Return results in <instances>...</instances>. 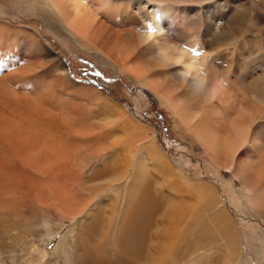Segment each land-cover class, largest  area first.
Masks as SVG:
<instances>
[{
	"label": "bare ground",
	"instance_id": "1",
	"mask_svg": "<svg viewBox=\"0 0 264 264\" xmlns=\"http://www.w3.org/2000/svg\"><path fill=\"white\" fill-rule=\"evenodd\" d=\"M34 1L77 46L150 90L217 171L238 182L239 189L231 181L238 207L246 204L264 222V51L221 49L244 28L245 8L220 16L213 10L202 20L188 7L147 0ZM62 60L34 30L0 21V244L6 238L9 247L20 246L13 231L28 211L55 212L64 217L62 228L92 209L80 231L71 229L70 261L151 264L148 231L163 212L159 231L167 242H159L163 254L153 264L207 257L214 227L236 257L228 203L216 186L191 182L182 193L184 175L159 151L153 132L77 82ZM175 192L178 202L170 200ZM101 196L109 202L105 227ZM205 216L214 227L200 223ZM32 248L20 250L43 260Z\"/></svg>",
	"mask_w": 264,
	"mask_h": 264
},
{
	"label": "rangeland",
	"instance_id": "2",
	"mask_svg": "<svg viewBox=\"0 0 264 264\" xmlns=\"http://www.w3.org/2000/svg\"><path fill=\"white\" fill-rule=\"evenodd\" d=\"M147 1L150 5L166 3L188 7L195 17L200 16L202 20L211 17V15L213 16V10L218 11L215 15L220 16L223 15L222 13L232 10L235 6L241 5L245 8V11L247 10L245 26L234 40V44L231 42L228 46L221 44V49L226 50L225 55L232 51H235L238 55L240 54L239 51H256L257 49L264 51L263 0ZM32 2L35 1L0 0V21L34 30L50 50L64 60L62 62H65L69 67L71 75L77 82L87 83L95 87L123 108L136 123L150 129L153 132L154 142L159 151L167 157L177 171L184 175L183 184L178 186V189L184 186L182 193L187 190L188 183L205 181L216 186L220 198L228 203L229 219L231 226L234 227L231 237L238 248L235 252L236 257L231 255L232 252L218 236L213 223L209 221L208 216H205L202 217L200 223L205 219L209 226L214 227V229H211L212 241L206 239L212 243L208 256L202 257L203 254H201V258L187 263L180 261L182 256H167L159 264H264V222L246 204H243V209L238 207L235 198L237 194H235V189L231 187V181L233 180L231 174L217 171L197 141L191 136L184 135V130L178 119L161 104L150 90L133 82L125 75L104 66L96 53H88L79 45L77 46L70 37L65 33L63 34L60 27L51 24V22L49 23L45 17L40 16ZM224 59L227 60L226 57ZM221 60L223 61V59ZM91 83H96L99 87ZM233 181L239 189L241 186L235 180ZM238 189H236L237 192H239ZM172 197L170 200L179 201L176 192ZM185 198L188 203H191L190 201L194 199L187 193H185ZM98 200L100 201V207L103 209L101 220L106 217V220L102 221L104 224L105 221L108 222L110 217L109 213L105 214L109 204L108 197L101 196ZM91 212L92 209H88L82 217H78L77 222L75 220L74 222L71 221L62 228L61 221L64 220V217L58 218L55 212L48 217H43L41 213L36 215L30 211L26 212L27 214H22L19 231H13L14 234H18L22 238L19 241L20 246L11 245L9 247L8 240L5 238V243L0 244V264H47V262L51 264H75L74 260L70 261L72 258L71 229L75 228L80 231L81 223L90 219ZM123 217L124 214L119 215L117 218L122 221ZM153 217V229L148 231L150 240L147 238L148 245L146 246V251L151 255V264H153V258L160 261L159 258L163 254L160 243L167 242V236L159 231L163 229V212H158ZM54 232L53 236H49ZM27 243L34 245L31 251L33 250L34 253L39 254L44 259L37 262L30 256H25L20 249ZM157 246L159 248H156ZM17 249L19 250L17 251ZM44 251H47L48 255H45Z\"/></svg>",
	"mask_w": 264,
	"mask_h": 264
}]
</instances>
